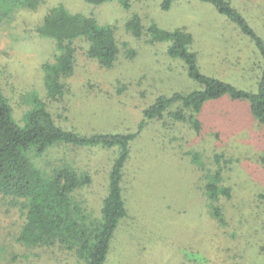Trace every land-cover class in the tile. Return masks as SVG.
<instances>
[{"label":"rangeland","instance_id":"1","mask_svg":"<svg viewBox=\"0 0 264 264\" xmlns=\"http://www.w3.org/2000/svg\"><path fill=\"white\" fill-rule=\"evenodd\" d=\"M39 0L34 8L9 11L0 0V84L22 119L24 99L43 89L42 65L55 52L53 40L37 26L46 12L62 4L71 12L94 16L113 27L119 53L110 68L99 65L77 41L70 92L52 111L57 122L82 133L135 131L143 110L160 95L189 92L199 84L168 41H153L146 29L156 24L181 27L192 36L199 70L236 88L255 92L262 57L255 42L236 23L205 0ZM264 41V0H229ZM8 10V11H7ZM138 15L142 34L126 23ZM188 121L147 120L130 144L123 173L127 214L112 238L105 264H264V126L245 99L228 94L204 102ZM117 148L56 145L38 165L67 162L91 182L75 192L96 217L108 192V174ZM220 170L219 185L230 189L211 201L205 184ZM213 179V177H212ZM210 181V180H209ZM219 206L221 215L214 214ZM23 217L0 198V264H82L61 247H26L15 236Z\"/></svg>","mask_w":264,"mask_h":264},{"label":"trees","instance_id":"2","mask_svg":"<svg viewBox=\"0 0 264 264\" xmlns=\"http://www.w3.org/2000/svg\"><path fill=\"white\" fill-rule=\"evenodd\" d=\"M11 11L18 7L34 8L39 0H4ZM100 4L107 0H85ZM124 6L127 0H120ZM236 23L241 32L257 45L262 57V74L255 92L246 91L206 75L199 70L197 56L190 45L192 36L181 27L166 30L152 24L146 29L153 41H168L167 52L179 57L187 74L199 88L189 92L160 95L143 110V120L135 131L82 133L68 129L57 122L52 108L61 103L70 92L68 78L73 73L77 50L76 42H85V53L99 65L110 68L119 53L113 27L101 24L94 16L71 12L62 4L51 7L37 26L40 36L53 40L55 52L42 65L43 89L24 99L26 110L22 119L13 115V107L0 84V198L8 208L19 210L23 217L16 232L17 243L37 247H61L82 264H105L112 238L121 219L127 214L123 196V171L130 154V144L144 123L153 118H170L188 121L196 129L200 122L196 114L205 101L228 94L231 98L245 99L251 114L264 126V41L252 29L242 14L229 0H205ZM173 0H163L167 9ZM7 10V11H8ZM6 15L0 12V17ZM135 36L142 34L138 15L126 23ZM100 146L117 148L108 174V192L102 200L100 214L94 216L82 200L75 197L77 189L91 182L90 175L80 172L67 162L38 165L37 158L56 145ZM264 164V153L260 156ZM213 177V179H212ZM220 170L215 171L205 184L206 196L217 200L229 195L230 189L219 185ZM264 199V192L260 193ZM214 214L221 215L219 206H213Z\"/></svg>","mask_w":264,"mask_h":264}]
</instances>
